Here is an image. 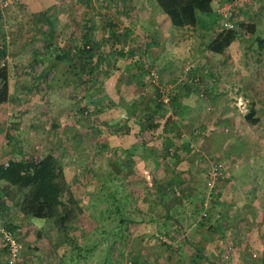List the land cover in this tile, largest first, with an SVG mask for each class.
<instances>
[{"label": "rangeland", "instance_id": "obj_1", "mask_svg": "<svg viewBox=\"0 0 264 264\" xmlns=\"http://www.w3.org/2000/svg\"><path fill=\"white\" fill-rule=\"evenodd\" d=\"M214 1L212 12L194 28L172 26L153 0H0V65L8 72L7 99L0 102V162L18 155L36 158L49 148L57 157L65 153L83 162L78 182L72 179L81 210L66 228L55 227L50 218L24 217L4 204L0 264H260L264 178L256 176L264 170V107L262 122L254 126L242 114L252 88L264 91V0L236 6V36L221 52L206 47L221 28L215 9L223 0ZM106 20L114 25L113 36ZM240 21L253 23L254 31L240 28ZM50 22L56 51L71 50L86 33L99 51H109L104 62L79 79L77 64L55 59V47L44 45ZM173 93L182 111L187 109L182 117L171 113L167 97ZM152 97L177 119L179 134L171 138L175 144L163 172L147 175L156 183L171 180L175 196L157 194L156 183L129 169L131 162L120 156L123 142L135 138L150 145L163 139V133L138 131L133 117L154 106ZM61 123L68 133L78 125L79 135L62 140ZM51 131L54 140L48 139ZM191 159L198 162L187 165ZM218 160L235 188L214 194L207 217L200 219L201 172ZM71 171L67 168L68 176ZM193 176L192 188L182 184ZM184 190H192L193 199L181 197ZM193 200L198 208H192ZM167 206L181 225L164 217ZM5 236L17 244L13 255Z\"/></svg>", "mask_w": 264, "mask_h": 264}, {"label": "trees", "instance_id": "obj_2", "mask_svg": "<svg viewBox=\"0 0 264 264\" xmlns=\"http://www.w3.org/2000/svg\"><path fill=\"white\" fill-rule=\"evenodd\" d=\"M158 6V8L164 12L170 24L174 27L181 26H190L194 27L201 24L202 17L207 16L208 13L212 12V0H153ZM45 22L46 17L44 18ZM105 23L109 27L110 36H113L114 32L112 31V26H114L109 20H106ZM234 24V22H233ZM89 26V25H88ZM87 24L86 27L88 28ZM201 26V25H199ZM209 25L203 23V29H206ZM240 28H244L245 31L253 32V23H247L246 21H240L238 23ZM45 28H48L47 34L49 38L45 39L44 45L48 49L50 46L58 48L51 41V22L45 25ZM235 27H221L215 32L209 41L206 42V47L212 52H221L223 49L233 40L236 36ZM82 41L78 45H73L69 51H56L54 58L58 60H65L68 64H71L73 67L76 65V70L74 71L79 79L81 75H91L93 70L98 66L100 61L104 62L105 55L109 53L99 51L97 46H93V42L87 37V34L84 33L82 36ZM91 42V43H90ZM121 52V51H120ZM0 53H4V44L0 45ZM124 54L125 52H121ZM106 62V61H105ZM140 68V66H139ZM7 68L5 65H0V102H3L7 99V88H8V79H7ZM84 83V82H82ZM158 89H154V96H158ZM103 97V95H101ZM152 97L153 107L146 109L137 110L134 113V119L137 122L138 128L140 130L153 131L155 127L159 124L161 125L160 133H163L164 137L160 141L161 150L155 152V156H159V160L166 161V154L170 146H174V142L171 138H176L179 134V127L177 119H173L166 111V108L163 105V102L157 98ZM89 100V98L87 99ZM100 100V97H97L96 100ZM170 100L171 113L177 115V117H182L183 113L187 111L186 108L182 109V103L179 101L178 93L171 94L168 97ZM88 102V101H86ZM163 105V107H162ZM254 102L251 100L248 103L247 110L243 114V118L250 122L255 123L258 120V117L255 115V108L253 107ZM133 106V104H132ZM83 113H87L84 110ZM160 116L159 120L157 116ZM157 118V119H156ZM174 135V136H172ZM161 136V135H160ZM172 136V137H171ZM166 138V140H165ZM188 140H185L183 146L185 147L184 151L188 149ZM133 146L128 147L127 154H131L134 149ZM176 149V148H175ZM172 158L175 153H171ZM213 162V161H211ZM129 161H126V164ZM206 168L204 172H201V180L204 178L206 173ZM196 178V177H195ZM225 179V178H224ZM223 179V180H224ZM0 214L3 212L7 213L8 206L4 207V204H8L10 209H15L20 215L24 217H38V218H50L55 226L59 229H64L66 224L73 220L76 216L77 211L81 210V206L78 204L75 195L71 191V183L67 181L64 175L63 166L60 161L51 153L44 152L39 157H34L32 155L28 156H17L14 158H9L6 161L0 162ZM150 180H155L154 177H150ZM195 180V179H194ZM222 181V180H221ZM154 183H156L154 181ZM219 180L215 183V186L212 189L210 203L214 200L215 196L220 195L221 191H218L219 188L217 184ZM145 184V183H144ZM147 184V183H146ZM145 184V185H146ZM157 194L163 195L166 197L168 195H173V182L171 180H166V182L156 183ZM205 188V186H204ZM181 197H188L189 200L193 197L192 190L181 191ZM205 195V194H204ZM181 197H175L176 201L181 203ZM205 197V196H204ZM202 196L200 201L204 200ZM192 201V200H191ZM171 205V204H169ZM3 208L5 209H2ZM199 205L192 202V208H198ZM167 211L164 217L173 218V223H178L181 225V219L178 216L168 209L170 206L166 207ZM219 216V215H218ZM205 217H200L204 219ZM164 223L166 221L163 220ZM10 228L13 230L16 228L15 224L10 223ZM201 255V250L197 251L194 256L197 257ZM260 264H264V244L261 248L260 255L258 256ZM212 264H221L217 261H212Z\"/></svg>", "mask_w": 264, "mask_h": 264}, {"label": "crops", "instance_id": "obj_3", "mask_svg": "<svg viewBox=\"0 0 264 264\" xmlns=\"http://www.w3.org/2000/svg\"><path fill=\"white\" fill-rule=\"evenodd\" d=\"M211 3H212V7H213L215 1L212 0ZM249 97H250V99L248 100V103L251 100L254 102L253 107L255 108V115L258 117V120L255 123H250V122L247 123L246 121H245V123H247L248 125L254 126V125H257L260 122H262V119L264 118V117L263 118L261 117L262 116L263 109H261V107H260V106L264 107V103H263L264 101H260L259 102V100H258L259 97L260 98H263L264 97V91H256L255 88H252V91H251ZM248 103L246 104V110H247ZM78 127H79L78 125L73 126V127H70L71 128L70 129L71 131H70V133H68V131H65V129L63 128V123H61L60 126H59V128H58V136L61 137V135H62V137H61L62 140H67L68 139V136L72 137V139H73V137H76V136L79 135L77 133H74L75 130H76V128L78 130ZM160 127H161V125L159 124L157 127L154 128L153 131L156 132V134H157V132L160 130ZM52 133H53L52 131L50 133H48L49 134L48 135V139H50V140H54V136L52 135ZM136 133L139 134L140 132H136ZM64 134H65V136H64ZM119 136H121V135H119ZM136 137L141 138L142 135H140V136L137 135ZM255 137H256V135L253 136V138H255ZM134 140L135 141H130L129 143L123 142V143H121L122 146L119 147V150H122L123 151V153H121L120 156L121 157H124L125 156L126 161L131 162V164L134 163L133 166H130L131 165L130 164L128 166V168L131 169L132 167H134V170L136 172H138V173H140V171H143L144 172L143 177L149 176V175H147V173H150V174H152V173L153 174H160V173H162L163 172L162 171V167H163L164 161L163 160H159L160 159L159 156H157V157L155 156V152H158L159 150H161V146H160V141L161 140H159V139L158 140H154L153 142L150 143V145H149V142L146 141V140H144V139L143 140H137L139 143L136 141L135 138H134ZM71 141H74V140H71ZM91 142H92V140H91ZM86 143H87V145L89 147L90 144H89L88 140L86 141ZM53 144H54V142H52V145ZM55 144L58 145L57 143H55ZM123 144H125V145H123ZM132 146H133L132 149H134L133 152H131V154H127L126 152L128 150V147L131 148ZM66 147H67V150L68 151L71 150L70 147H68L67 145H66ZM90 148H91V146H90ZM48 151L51 152L60 161V163L62 164L65 178L67 179V181L69 183H71V191H73V189L75 188L76 185H75V183H72V179L75 178L77 180V182H78V176H77V172L78 171L77 170L80 169V167L82 165L81 163H83V162L81 160H79L78 158L72 160V156L66 155L65 153H63L62 155H59V157H57L58 156L57 155V152L58 151H56V150L53 151L52 149L50 150V148L48 149ZM86 155H87V157L89 156V154H86ZM168 158L169 157H167V156L165 158V160L167 162H169V159ZM106 159H108V158H106ZM91 160H92V158L90 159V161ZM183 162H186V161L183 160ZM195 162L196 163L198 162L197 159L196 160L191 159L188 162L187 165H190V164L194 165ZM252 162H253L252 164H254L256 162V160H254ZM67 168H71L73 170V171L70 172L69 176H68V173L66 172ZM195 169H197V168H195ZM262 169H264V164H263ZM79 173H81V172H79ZM258 174L260 176H256V178L257 177L264 178V170L263 171H259ZM149 177L152 178L154 176L153 175H150ZM189 178H191V175H189ZM194 179H195V177L193 176L192 179H188V183H186V180H185V182H182V184L183 183H185V185L188 184L192 188L193 184L195 183V182H192V180H194ZM146 183L148 184L149 181L145 182V184ZM153 183H154V181H153ZM258 183L260 184V180L259 179L255 183V187L253 188V191L258 187ZM134 185H136V184H134ZM217 186L219 188L218 191H221V194L223 192H228L230 189H234L235 188V184L233 183V181L230 180V178H227V181H226V179L225 180H222V181H219V183L217 184ZM258 191H259V189H258ZM65 228H66V226H65ZM263 244H264V242H263Z\"/></svg>", "mask_w": 264, "mask_h": 264}, {"label": "built area", "instance_id": "obj_4", "mask_svg": "<svg viewBox=\"0 0 264 264\" xmlns=\"http://www.w3.org/2000/svg\"><path fill=\"white\" fill-rule=\"evenodd\" d=\"M246 1L247 0H223L216 6L215 11L219 14V17L222 19L220 21L221 27L223 26L225 28H228L233 26L232 17L235 14L236 6ZM226 176V168L222 161H213L206 168V173L203 178V185L205 186V197L204 200L201 202L200 217H205L208 214L211 205V193H213L212 189L215 186V183L218 180L224 179ZM5 239L7 240L8 249L10 250L11 255L15 254L17 244L14 241L13 237L5 236Z\"/></svg>", "mask_w": 264, "mask_h": 264}, {"label": "clouds", "instance_id": "obj_5", "mask_svg": "<svg viewBox=\"0 0 264 264\" xmlns=\"http://www.w3.org/2000/svg\"><path fill=\"white\" fill-rule=\"evenodd\" d=\"M234 25V24H233ZM226 178V177H225ZM223 180V179H222ZM202 182H203V180H202Z\"/></svg>", "mask_w": 264, "mask_h": 264}]
</instances>
